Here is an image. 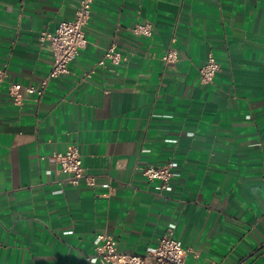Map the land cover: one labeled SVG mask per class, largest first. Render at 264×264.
Here are the masks:
<instances>
[{
  "label": "crops",
  "instance_id": "obj_1",
  "mask_svg": "<svg viewBox=\"0 0 264 264\" xmlns=\"http://www.w3.org/2000/svg\"><path fill=\"white\" fill-rule=\"evenodd\" d=\"M77 1L0 0V264H104L88 259L97 234L143 254L170 225L185 264H264V0H93L85 46L49 77L40 36ZM110 46L120 61L98 64ZM44 79L38 102L7 95ZM73 145L93 186L48 160ZM167 162L158 194L140 169Z\"/></svg>",
  "mask_w": 264,
  "mask_h": 264
},
{
  "label": "built area",
  "instance_id": "obj_2",
  "mask_svg": "<svg viewBox=\"0 0 264 264\" xmlns=\"http://www.w3.org/2000/svg\"><path fill=\"white\" fill-rule=\"evenodd\" d=\"M93 0H78L73 17L58 23L53 32H44L40 36L41 41H47L52 52V67L49 77H57L68 73V64L76 56L78 51L86 44L84 27L91 14ZM132 33L140 36H150L151 26L148 23L135 24L131 27ZM121 59L119 52L113 46L107 48L98 64H104L106 60L117 63ZM164 64L174 63L178 60V51L169 47L161 56ZM219 63L209 54L205 62L199 67V78L202 83L212 82L219 70ZM5 74L0 70V85L4 81ZM47 79L35 86H23L18 82L7 83V95L14 105L23 103V91L34 93L38 102L47 88ZM50 163L54 165L56 172L66 174L65 180L76 185L83 181L87 186H93L95 177L84 172L80 153L77 146H70L63 153H53L48 156ZM51 174V170L46 171ZM141 175L148 181L154 182L155 192L160 194L166 187L169 179L176 175L172 170V162L162 165L149 164L140 169ZM61 189L54 192H60ZM95 254L88 259L99 260L104 264H185L186 250L178 239L174 237V226L166 228L164 234L159 238L153 248H148L143 254L122 252L117 249L116 240L108 234H97L93 240ZM205 264H215L208 262Z\"/></svg>",
  "mask_w": 264,
  "mask_h": 264
}]
</instances>
